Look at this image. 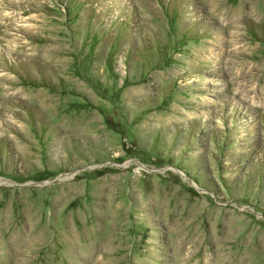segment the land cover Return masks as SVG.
<instances>
[{"label": "rangeland", "instance_id": "obj_1", "mask_svg": "<svg viewBox=\"0 0 264 264\" xmlns=\"http://www.w3.org/2000/svg\"><path fill=\"white\" fill-rule=\"evenodd\" d=\"M0 264H264V0H0Z\"/></svg>", "mask_w": 264, "mask_h": 264}]
</instances>
